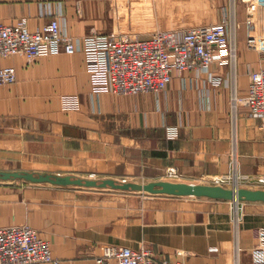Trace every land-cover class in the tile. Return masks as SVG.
I'll use <instances>...</instances> for the list:
<instances>
[{"label": "crops", "instance_id": "crops-1", "mask_svg": "<svg viewBox=\"0 0 264 264\" xmlns=\"http://www.w3.org/2000/svg\"><path fill=\"white\" fill-rule=\"evenodd\" d=\"M120 1V7L157 3ZM113 5L112 0H0V24L25 17L34 31L56 17L72 37L124 32L113 23ZM193 7L198 8L193 18L184 17ZM209 9L213 17H207ZM228 9V0H163L160 7L169 18L183 15L173 21L177 28L168 29L216 23ZM235 20V90L244 96L250 73L264 68V15L247 25L237 0ZM248 32L261 50L248 47ZM6 65L15 68L16 80L0 85L1 171L186 183L224 180L235 165L242 176L264 179L259 121L243 104L234 119L229 113V65L213 62L206 71L174 72L165 90L129 95L110 91L92 51L52 54L44 46L32 60L0 58V66ZM215 77L219 84L210 80ZM167 127H176L178 136L167 138ZM107 188L0 180V226L30 225L60 264H96L94 257L107 244L148 248L157 258L183 264H261L253 259L256 247L264 245V201L164 193L145 200L136 192L118 197L93 192Z\"/></svg>", "mask_w": 264, "mask_h": 264}, {"label": "built area", "instance_id": "built-area-1", "mask_svg": "<svg viewBox=\"0 0 264 264\" xmlns=\"http://www.w3.org/2000/svg\"><path fill=\"white\" fill-rule=\"evenodd\" d=\"M245 8V21L249 25L261 22L264 0H238ZM229 0L227 14L216 23L189 26L180 29L156 28L142 36L135 32L115 34L89 33L81 37L65 34L56 17H50L37 30H30L27 19L22 17L15 24H0V58L23 55L32 60L41 55L45 46L49 53L92 51L97 66L109 82L110 91L116 95L160 92L165 90L174 72L206 71L216 62L231 69L229 113L235 118L240 105L248 108L250 116L259 121L264 132V68L253 70L246 95L235 90V66L237 59L235 4ZM260 23H256L258 27ZM247 44L257 47L256 35L247 33ZM16 80L13 66H0V85ZM219 84V78L210 79ZM167 138L178 136L176 127L166 128ZM235 165L230 175L235 176ZM237 176V174H236ZM208 180L207 177L202 178ZM263 180V179H261ZM237 231L240 214L232 216ZM264 236V228L260 230ZM96 264H183L166 258H157L148 248L132 249L129 246L107 244L94 257ZM257 263L264 264V245L257 246ZM60 264L51 251L49 242L28 224L0 226V264ZM234 264H238V261Z\"/></svg>", "mask_w": 264, "mask_h": 264}, {"label": "rangeland", "instance_id": "rangeland-1", "mask_svg": "<svg viewBox=\"0 0 264 264\" xmlns=\"http://www.w3.org/2000/svg\"><path fill=\"white\" fill-rule=\"evenodd\" d=\"M162 1L163 0H157V3L152 2V5H150L149 3L147 4V2L145 1H138L140 3H137L135 6L126 7L124 4L123 7H120L123 4L121 3L120 0H112V4H115L113 5L114 8L113 23L119 26L118 31L135 32L141 34L142 36L146 35L147 33H150L152 30L156 28H162V29L177 28L176 25H178L179 23L174 25L173 21L175 22L178 21L177 19L183 17V15L181 14L172 15L171 18H173V20L171 21L169 20L170 22L167 21L168 16L164 15L160 10ZM228 5H229V0H228ZM197 9H198L197 7H193L191 13L192 15L185 14L184 17L193 18L192 16H194L193 14H195L194 12ZM207 11L210 13L209 14L207 12V17H211L212 12L210 11V9ZM236 170L237 169H234V172H236ZM14 181L22 182L21 180H14ZM138 183L145 184L147 182H138ZM186 183L209 185V186H220L224 189H233L234 187L247 188V189H264V179L261 180L258 178L257 180L242 176L238 172V170H237V176L236 174L235 176L234 174L229 175L224 180H213V178L210 179V177H208V180L199 179ZM93 192L99 194L100 196H109V197H114V196L118 197L120 194L136 192L138 194H141L140 196L144 197L145 200L149 199L152 196V194H156V193H151L150 191L144 189H135V190L129 189L123 192H118V191H113L110 188L109 189L107 188L101 190L98 189ZM225 200L232 201L231 199H225ZM244 201L245 200H241L239 202H244Z\"/></svg>", "mask_w": 264, "mask_h": 264}, {"label": "water", "instance_id": "water-1", "mask_svg": "<svg viewBox=\"0 0 264 264\" xmlns=\"http://www.w3.org/2000/svg\"><path fill=\"white\" fill-rule=\"evenodd\" d=\"M2 180H21L32 183L47 182L56 185H77L85 187H110L119 190L144 189L151 193H164L179 196H207L212 198L231 199L234 202L264 201V189H247L234 187L224 189L220 186H209L189 184L184 182L157 181L145 184L133 182L118 183L113 179H102L100 181L80 178L72 175H54L47 173H32L25 171H0Z\"/></svg>", "mask_w": 264, "mask_h": 264}]
</instances>
